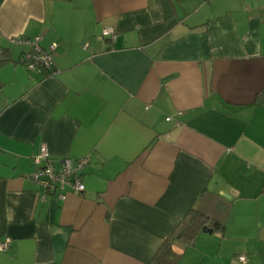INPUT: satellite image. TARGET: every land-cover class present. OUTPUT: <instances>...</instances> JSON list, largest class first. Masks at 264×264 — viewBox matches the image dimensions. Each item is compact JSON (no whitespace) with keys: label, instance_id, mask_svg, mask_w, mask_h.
Segmentation results:
<instances>
[{"label":"crops","instance_id":"crops-1","mask_svg":"<svg viewBox=\"0 0 264 264\" xmlns=\"http://www.w3.org/2000/svg\"><path fill=\"white\" fill-rule=\"evenodd\" d=\"M0 54V264H158L189 210L175 264H264V0H0ZM41 144L82 196L30 180Z\"/></svg>","mask_w":264,"mask_h":264},{"label":"built area","instance_id":"built-area-1","mask_svg":"<svg viewBox=\"0 0 264 264\" xmlns=\"http://www.w3.org/2000/svg\"><path fill=\"white\" fill-rule=\"evenodd\" d=\"M102 34L109 37L115 35L111 28H104ZM13 41L31 45L30 49L22 52L19 56V62L25 66L28 73L45 76L54 72L55 44H50L46 49L42 48L39 35L32 39L16 36ZM165 120L170 121L171 117L167 116ZM88 162L89 157L80 159L65 157L56 160L50 155L46 145L41 144L38 153L32 157L33 171L30 174V180L43 186L46 190L55 191L61 200L66 198L68 192L82 196L85 186L80 176ZM8 246V240L0 242V249H6ZM237 261L244 264L246 262L245 255H238Z\"/></svg>","mask_w":264,"mask_h":264},{"label":"trees","instance_id":"trees-1","mask_svg":"<svg viewBox=\"0 0 264 264\" xmlns=\"http://www.w3.org/2000/svg\"><path fill=\"white\" fill-rule=\"evenodd\" d=\"M1 54H4L3 51ZM4 60V56L1 55L0 64H2ZM257 101H264V90L258 94ZM219 227L220 226H218V224H213L214 229H218ZM208 228V220L204 215L195 210H189L186 215L181 218L171 234L163 240L155 255L153 256V260L158 264H175L178 261L180 254L174 252L172 249L173 244L176 241H180L186 246H189L194 243V240L200 231H206ZM237 256L238 255L234 257L236 261Z\"/></svg>","mask_w":264,"mask_h":264},{"label":"water","instance_id":"water-1","mask_svg":"<svg viewBox=\"0 0 264 264\" xmlns=\"http://www.w3.org/2000/svg\"><path fill=\"white\" fill-rule=\"evenodd\" d=\"M206 231H207L208 233H210L212 230H211L210 228H208V229H206Z\"/></svg>","mask_w":264,"mask_h":264}]
</instances>
